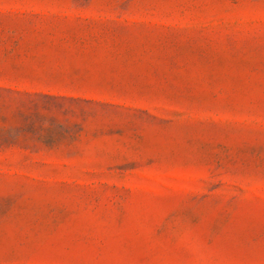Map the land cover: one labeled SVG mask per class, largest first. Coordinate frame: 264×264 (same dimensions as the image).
<instances>
[{"label": "rangeland", "instance_id": "obj_1", "mask_svg": "<svg viewBox=\"0 0 264 264\" xmlns=\"http://www.w3.org/2000/svg\"><path fill=\"white\" fill-rule=\"evenodd\" d=\"M0 264H264V0H0Z\"/></svg>", "mask_w": 264, "mask_h": 264}]
</instances>
